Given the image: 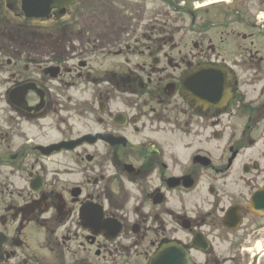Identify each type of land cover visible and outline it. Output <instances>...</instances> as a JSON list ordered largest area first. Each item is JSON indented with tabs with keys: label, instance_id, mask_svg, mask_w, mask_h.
Wrapping results in <instances>:
<instances>
[{
	"label": "flooded vegetation",
	"instance_id": "flooded-vegetation-1",
	"mask_svg": "<svg viewBox=\"0 0 264 264\" xmlns=\"http://www.w3.org/2000/svg\"><path fill=\"white\" fill-rule=\"evenodd\" d=\"M168 245L264 264V0H0V264Z\"/></svg>",
	"mask_w": 264,
	"mask_h": 264
},
{
	"label": "water",
	"instance_id": "water-1",
	"mask_svg": "<svg viewBox=\"0 0 264 264\" xmlns=\"http://www.w3.org/2000/svg\"><path fill=\"white\" fill-rule=\"evenodd\" d=\"M73 0H22V10L27 18H43L48 17L49 12L53 8H63L68 4H71ZM221 81V80H220ZM215 77H210L208 81L193 80L192 76H185L183 79V87L191 94L190 88L196 86L197 89L203 88L208 85L212 89V93H217L221 90V82ZM200 92H202L200 90ZM205 92V90H204ZM213 104L216 101L212 102ZM150 264H190L186 252H184L179 246L168 245L163 247L151 260Z\"/></svg>",
	"mask_w": 264,
	"mask_h": 264
}]
</instances>
